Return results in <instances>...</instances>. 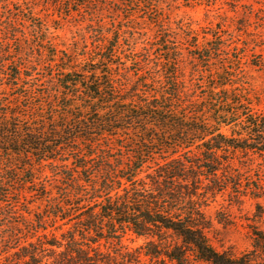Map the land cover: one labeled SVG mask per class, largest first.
Here are the masks:
<instances>
[{
  "label": "trees",
  "instance_id": "trees-1",
  "mask_svg": "<svg viewBox=\"0 0 264 264\" xmlns=\"http://www.w3.org/2000/svg\"><path fill=\"white\" fill-rule=\"evenodd\" d=\"M120 1L150 15L160 3ZM2 16L0 264H141L142 255L149 264H264V231L256 227L251 249L239 255L218 251L208 237L207 209L219 196L235 204L264 198L256 163L264 161V111L246 88L243 49L233 56L218 34L202 45L193 38L187 80L181 50L164 39L156 58L133 59L134 81L120 75L117 35L73 53L48 42L54 66L41 93L30 66L12 59L15 22L8 18L7 30ZM5 86H19L18 95L9 99ZM35 167L52 176L37 183ZM17 186L45 204L24 241L13 221ZM128 233L146 238L145 246L125 249Z\"/></svg>",
  "mask_w": 264,
  "mask_h": 264
},
{
  "label": "rangeland",
  "instance_id": "rangeland-1",
  "mask_svg": "<svg viewBox=\"0 0 264 264\" xmlns=\"http://www.w3.org/2000/svg\"><path fill=\"white\" fill-rule=\"evenodd\" d=\"M62 1L0 0L4 27L8 30L5 25L8 18L15 22L14 34L8 35L11 38L14 35L16 39L9 46L12 59L19 61L18 65L26 63L30 66L32 70L28 73L39 80L37 84L41 93L42 81H47L46 67L54 66L49 62L51 49L43 46L48 42L59 52L73 53L85 46L87 50L94 49L97 44L107 43L117 35L120 46L117 47L115 61L119 63L120 75L135 81L134 71L138 65L133 64V59H141L146 54L151 55V59L156 58L163 40L167 39L181 50L188 80L196 64L194 61L191 63L193 58L190 56L195 50V39L202 45L207 39L213 41V35L218 34L231 45L233 56L236 53L234 47L245 51L241 61L242 76L257 103L255 109L264 111V0H160L157 8L151 7L152 15L146 9L135 11L131 6H124L120 0H100L97 5L83 6H80L83 0L65 4ZM41 42L42 47L39 46ZM15 70L16 66L12 65L9 72L5 70L4 77ZM18 87L5 86L9 99L13 98L14 92L15 96L18 95ZM256 163L263 164L264 171V161ZM34 172L37 183L52 176L49 169L35 167ZM254 175L253 179H256ZM38 188L41 187L36 186L32 190ZM16 190L19 196H13V200L19 202L15 216L19 218L13 221L23 231L19 237L24 241L25 235L29 238L33 229L39 227L37 221L42 218L45 204L36 192L26 188L22 190L21 186H17ZM207 214L213 222L208 237L221 252L239 255L251 249L253 228L264 231V198L255 200L248 196L241 204H235L229 201L228 195L219 196L209 206ZM41 234L42 231L39 232ZM146 242V238L128 233L122 239V246L136 251L143 248ZM149 263V258L142 255L141 264Z\"/></svg>",
  "mask_w": 264,
  "mask_h": 264
}]
</instances>
